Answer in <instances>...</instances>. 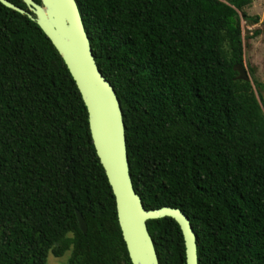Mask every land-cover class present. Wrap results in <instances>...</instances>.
I'll return each mask as SVG.
<instances>
[{"label": "trees", "instance_id": "16d2710c", "mask_svg": "<svg viewBox=\"0 0 264 264\" xmlns=\"http://www.w3.org/2000/svg\"><path fill=\"white\" fill-rule=\"evenodd\" d=\"M75 1L144 208L187 216L197 264H264V82L234 70L251 0ZM146 225L158 263L185 264L177 223ZM67 251V264H131L73 79L37 24L0 3V264Z\"/></svg>", "mask_w": 264, "mask_h": 264}, {"label": "water", "instance_id": "95a60500", "mask_svg": "<svg viewBox=\"0 0 264 264\" xmlns=\"http://www.w3.org/2000/svg\"><path fill=\"white\" fill-rule=\"evenodd\" d=\"M26 9L7 0L0 3L34 21L64 62L86 107L91 141L111 188L118 225L131 264H159L147 221L173 219L182 234L185 264H197L196 237L187 216L178 208L163 206L146 210L133 189L122 110L116 93L95 62L89 38L75 0H22ZM234 70L236 79L252 83L244 65ZM264 103V92L261 93ZM79 229L86 224L78 211Z\"/></svg>", "mask_w": 264, "mask_h": 264}, {"label": "rangeland", "instance_id": "374dc122", "mask_svg": "<svg viewBox=\"0 0 264 264\" xmlns=\"http://www.w3.org/2000/svg\"><path fill=\"white\" fill-rule=\"evenodd\" d=\"M222 1L226 2L228 0ZM245 12L249 16H257L258 22L246 24L241 21L244 44L243 65L252 80L264 82V0H251V5L245 8ZM256 30L260 31L259 35L248 38ZM69 256L70 251L65 252L59 258L48 255L46 264H67Z\"/></svg>", "mask_w": 264, "mask_h": 264}]
</instances>
